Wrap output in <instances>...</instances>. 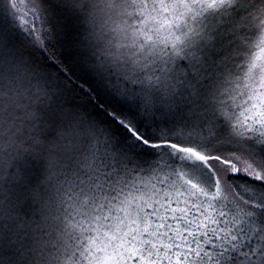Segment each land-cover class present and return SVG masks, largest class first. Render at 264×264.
Listing matches in <instances>:
<instances>
[{"label":"snow or ice","instance_id":"obj_1","mask_svg":"<svg viewBox=\"0 0 264 264\" xmlns=\"http://www.w3.org/2000/svg\"><path fill=\"white\" fill-rule=\"evenodd\" d=\"M0 264H264V0H0Z\"/></svg>","mask_w":264,"mask_h":264}]
</instances>
